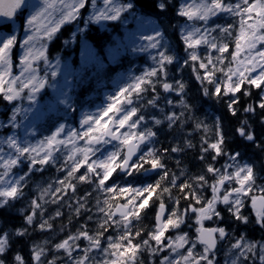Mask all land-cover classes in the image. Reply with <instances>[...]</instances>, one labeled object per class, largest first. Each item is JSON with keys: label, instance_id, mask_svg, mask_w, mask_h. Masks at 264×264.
I'll list each match as a JSON object with an SVG mask.
<instances>
[{"label": "snow or ice", "instance_id": "1", "mask_svg": "<svg viewBox=\"0 0 264 264\" xmlns=\"http://www.w3.org/2000/svg\"><path fill=\"white\" fill-rule=\"evenodd\" d=\"M154 7L149 15L136 0H0V103L8 110L0 129L10 130L0 135V209L26 199L28 181L45 166L64 174L20 210V227L0 224V264H221V252L223 264H264V175L245 159L249 148L264 154V0H157ZM108 23L119 30L93 43L91 25ZM73 24L63 44H79L78 60L50 58L49 43ZM137 54L151 60L140 75L100 103L81 99L82 89H99L111 66ZM186 72L199 83L195 96L188 95ZM242 86L243 96L260 90L258 102L243 108L244 119ZM207 102L225 104L237 121L236 148L225 150L219 116L207 136L209 125L196 115ZM257 109L259 137L249 124ZM189 124L205 133L204 167L178 176L164 159L190 141L155 145L164 125L182 132ZM77 183L92 190L68 205L84 222L55 242L32 241L27 259L13 250L29 228L53 231V218L44 219L46 198L71 201ZM149 212L151 227L142 226Z\"/></svg>", "mask_w": 264, "mask_h": 264}, {"label": "trees", "instance_id": "2", "mask_svg": "<svg viewBox=\"0 0 264 264\" xmlns=\"http://www.w3.org/2000/svg\"><path fill=\"white\" fill-rule=\"evenodd\" d=\"M157 0H136L137 7L145 14L152 15L156 12V9L154 7ZM153 17H155L153 15ZM73 31V25H65L60 29V32L57 33V38H55L53 41H51L49 48H48V54L49 57H54L59 53H63L66 55H69L70 53H74L76 55L75 61H77V55L79 51V44L73 46L71 51L69 49L71 48V45L68 47H65L63 44V41L67 38H69L70 33ZM112 32H109L107 28H101L98 25H91V30L89 33V39L95 43L97 39L107 38ZM174 44H176V38L174 36L169 37ZM122 65H113L109 68L110 73V79H107L104 83H102L99 86V89H97L95 86L82 89L80 92L81 99L86 98L87 104H95L99 103L102 99V92L106 89L111 87V82L114 79L115 73L118 71L119 68H121ZM125 68V67H124ZM186 83H188V95L189 96H195L196 91L199 88V83L196 82L194 79L189 78L188 73L186 72L183 76ZM246 86H242L241 93H237V97L239 100L238 107L240 108V115L241 119L246 118L243 114V108L247 107L249 104H255L258 102V93L259 89H251V95L250 96H243L242 92ZM227 101V98H225ZM5 105L0 103V118L6 116L5 114ZM212 111V113H209V111ZM179 111V109H177ZM196 115L205 123L209 125V130L207 132V136L211 137L213 135L214 129L211 127L213 123V119L217 116L222 118V124H223V130L226 133V139L228 141L226 151L236 148L239 144L238 139H234L232 132L233 128L238 126L237 121L233 118H231V114L227 112L225 104L216 105L212 102H207L203 104L197 105V111ZM251 114H249L250 116ZM260 113L259 109H257V115L249 119V124L252 125L253 129L255 130L257 136H260L261 133V127H260ZM187 133H191V135H186ZM205 135L203 131H194L191 124L186 126L183 131L173 128L168 129L167 125L163 126V130L158 134L157 143L155 145L156 148L164 149V148H170L171 146H174L178 143H181L183 140L187 139L190 141L192 147L187 148L185 151L181 153H173L171 155H166L164 159V163L166 164L167 168L175 172L178 176L181 173V171L187 173L189 176L195 175L198 173L201 168L204 167V164L199 160L200 155V141L201 138ZM240 151L245 152L243 146L239 148ZM246 157L251 158L256 162V169L260 173V175H264V172H260V168L262 165H264V154L256 153L255 155L252 154L251 149L249 148L246 151ZM179 161V164L177 163ZM223 163V161H221ZM220 165L217 164L216 167H219ZM113 175H116L115 173ZM54 177V171L52 167L45 166V170L40 172H36L30 179V181L27 183V186L25 187V192L27 193V198L24 200H18L14 203V205L10 208H3L0 209V224H7V226L11 229H15L16 227H20L23 224V216L21 215V209H24L25 211L28 210V201L36 196V190H32V182H34L36 179H47ZM80 185H85L84 188H89L87 184H77V188H80ZM87 188V190H88ZM175 193V190H173ZM79 195H82L81 192L76 191V196L79 197ZM68 196H71V192L69 191ZM69 201H67V198L64 199L63 203H54L53 206L49 205V208L47 210H52L53 219L50 221L53 225V231H56L59 235H63L67 232L68 224L67 222L70 220L72 222V226L79 224L84 220V216H81L79 218H75L72 215V211L68 207L69 204H67ZM57 205V206H56ZM89 206V205H88ZM149 206H151V200L149 201ZM61 212V216L57 217L55 214L57 211ZM142 210V215H143ZM245 215H248L250 211H244ZM49 217V218H50ZM151 217L152 213L149 212L148 216L144 218L142 221V226H148L151 227ZM37 221L39 218H36ZM70 226V227H72ZM64 228V232H61V228ZM29 233L27 237L24 239H16L12 243L13 250L20 251L21 255L27 259L29 257V245L32 241H41L43 238L49 235V232H39L38 230H33L32 228H29ZM253 236L255 239H260L261 233L257 230L253 233ZM12 252L8 253V259H11Z\"/></svg>", "mask_w": 264, "mask_h": 264}, {"label": "rangeland", "instance_id": "3", "mask_svg": "<svg viewBox=\"0 0 264 264\" xmlns=\"http://www.w3.org/2000/svg\"><path fill=\"white\" fill-rule=\"evenodd\" d=\"M224 22V20L222 19L221 21H220V23H223ZM138 56H140V58H141V60H143L144 62H147V61H149L150 62V64H151V60L147 57V55L146 54H137V55H130V57H131V59H133L134 61L135 60H137L138 58ZM65 59H69V58H65ZM71 60V59H70ZM146 68L148 67V66H145ZM132 70H128V71H123V72H121L120 74H119V76H118V80H117V82H116V87L118 86V84L119 83H121V82H123V81H127L129 78H130V76H131V72ZM114 91V90H113ZM112 92V91H111ZM108 93H110V92H106L105 94H104V97L108 94ZM7 119V118H6ZM6 119H1V120H6ZM9 129H7V128H4V129H0V135H7L8 133H9ZM39 138V137H38ZM81 172H83L84 171V169L83 168H81V170H80ZM178 174H180V173H178ZM60 178H63V174H61L60 175ZM57 179V178H56ZM56 179H50V180H40V181H37L36 182V195H40V189L41 188H44V187H47V185L49 184V183H53ZM84 196V195H83ZM49 198H51V197H47L46 199H49ZM51 201V200H50ZM49 203V202H48ZM95 203V200L93 199L92 200V204H94ZM44 209H45V206H44ZM94 211V210H93ZM52 238H55L54 240H53V242H55V240H57V238L56 237H52ZM51 257H49V259H50ZM219 258L221 259V264H223V259H224V257H223V253L221 252L220 253V255H219Z\"/></svg>", "mask_w": 264, "mask_h": 264}]
</instances>
